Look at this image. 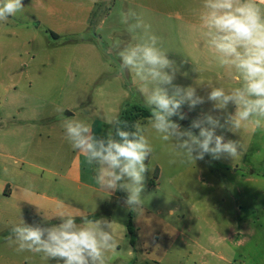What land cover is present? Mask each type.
<instances>
[{
  "label": "rangeland",
  "instance_id": "obj_1",
  "mask_svg": "<svg viewBox=\"0 0 264 264\" xmlns=\"http://www.w3.org/2000/svg\"><path fill=\"white\" fill-rule=\"evenodd\" d=\"M23 4L22 13L0 22V186L22 187L34 195L29 200L18 193L0 196V264H57L42 253L17 252L8 238L19 218L41 226L59 224L61 208L77 216V223H82L81 213H101L99 219L112 223L117 244L107 264H264V127L217 129L226 141H240L246 150L235 159L206 155L195 162H183L170 142L149 131L154 152L146 161L144 205L138 212L129 210L118 194L104 196L93 187L95 181L89 182L87 171L83 179L84 185L90 184L87 187L68 179L79 178L80 158L67 175L78 151L65 137V119L86 120L103 138L111 128L105 124L107 117H119L128 105H144L140 81L119 69L114 45L122 48L136 42L121 23V13L139 15L142 7L170 10L182 6V1L23 0ZM150 25L179 67L174 83L196 86L205 97L210 89L201 84L238 86L207 45L193 47L180 23L167 24V31ZM234 111L232 105L222 112L205 102L194 110L184 105L186 119H172L188 128L203 114L224 123ZM147 122L141 123L147 127ZM103 200L105 205L100 204ZM36 202L45 203L46 210L36 212ZM131 215L135 244L128 231Z\"/></svg>",
  "mask_w": 264,
  "mask_h": 264
},
{
  "label": "clouds",
  "instance_id": "obj_2",
  "mask_svg": "<svg viewBox=\"0 0 264 264\" xmlns=\"http://www.w3.org/2000/svg\"><path fill=\"white\" fill-rule=\"evenodd\" d=\"M23 9V0H0V22H7ZM196 15L201 38L218 66L227 69L228 78L239 81L238 86L226 89L213 82L201 84L210 89L205 97L198 94L196 86L174 83L179 72L176 62L169 58L151 25L128 11L121 13V23L136 42L114 47L118 49L119 69L133 73L141 83L144 105L150 112L148 126L136 121L129 130L127 121L107 117L111 128L101 138L86 120L68 118L62 123L71 147L92 166L99 188L108 194L126 192L124 203L133 212L144 205L141 194L149 171L146 161L154 152L149 131L170 142L173 150L182 154L183 162H195L206 155L214 160L224 156L235 159L246 150L240 141H226L217 129L228 126L237 132L249 125L264 127V4L257 0H200ZM205 102H211L214 110L223 112L232 105L235 111L226 115L224 123L220 117L203 114L188 128L172 119H186L184 105L194 110ZM56 217L61 222L51 226L28 224L19 218L8 239L17 245V252L42 253L57 264H107L117 244L111 222L89 219L81 213L82 223H77V216L62 208Z\"/></svg>",
  "mask_w": 264,
  "mask_h": 264
},
{
  "label": "crops",
  "instance_id": "obj_3",
  "mask_svg": "<svg viewBox=\"0 0 264 264\" xmlns=\"http://www.w3.org/2000/svg\"><path fill=\"white\" fill-rule=\"evenodd\" d=\"M135 1H140V0H135ZM165 1H170L171 3L175 0H165ZM179 1V0H177ZM182 1V6L180 7H175L174 9H166V10H161V11H156L147 7H142V10L139 13V16H142L143 19L145 20L146 23L148 24H152V25H159V27L161 28L160 31H167L165 29V26L167 24H172L174 21H177L178 23H180L181 28H186L184 29L188 34V38L191 39L193 41V44L195 48H199V47H205V42L203 41V39L200 36V26H199V21L196 15V10L199 7V3L200 0H180ZM258 3H262L264 4V0H257ZM84 25H87V20H85ZM209 49V48H208ZM211 54L213 55V53L211 52ZM106 125H108L107 123H105ZM104 124V125H105ZM95 126V124H94ZM109 126V125H108ZM94 132V131H93ZM1 135L2 132L0 131ZM17 135V133H16ZM6 137V135H4ZM80 158L79 163L77 164V160ZM77 164V168H78V177L79 178H70L68 177V179L70 181L76 182L80 185L83 184V179L85 177L84 175V171H87L86 173V177L88 178L89 182H93L94 180V170L92 168V166L88 165L86 163L85 157L81 154V153H77L73 163H71V165L68 167L67 169V175L70 174V172L72 171L74 165ZM84 185V184H83ZM90 184L85 183L84 186H88ZM93 187H96L97 189H100L98 184H95ZM118 191L108 194L106 192H102V194L105 196H116L117 197V193ZM16 193H18V196L23 197L27 200H29V197L34 195V192L29 190V189H25L22 187H18L16 190L10 186V185H3L0 186V196L4 197V198H11L13 197ZM107 203L106 200H103L100 204L101 205H105ZM36 207L39 212L41 209L46 210L47 205L41 204L36 202ZM6 212H9L8 210H6Z\"/></svg>",
  "mask_w": 264,
  "mask_h": 264
},
{
  "label": "trees",
  "instance_id": "obj_4",
  "mask_svg": "<svg viewBox=\"0 0 264 264\" xmlns=\"http://www.w3.org/2000/svg\"><path fill=\"white\" fill-rule=\"evenodd\" d=\"M150 116L149 110L145 107V105L133 104L128 105L119 115V119L121 121H127L129 124V130H131V125L136 121L144 122L148 120ZM118 196L120 199H126V195L121 191L118 190ZM101 217V213H96L89 216V219H99ZM128 231L132 236V242L135 244V229L133 226V217L131 215L130 223L128 224Z\"/></svg>",
  "mask_w": 264,
  "mask_h": 264
}]
</instances>
